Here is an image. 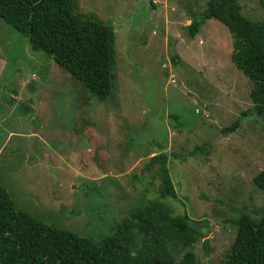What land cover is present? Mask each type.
I'll return each mask as SVG.
<instances>
[{
    "label": "rangeland",
    "instance_id": "1",
    "mask_svg": "<svg viewBox=\"0 0 264 264\" xmlns=\"http://www.w3.org/2000/svg\"><path fill=\"white\" fill-rule=\"evenodd\" d=\"M263 1L238 0L241 15L264 22ZM207 2L75 0V14L114 29V89L101 102L0 19V184L23 213L97 240L134 207L161 202L207 232L190 249L198 264L225 263L237 230L229 220L264 214L253 183L264 110H252L226 26L210 20L189 36V15ZM160 155L163 165L150 166ZM165 169L175 198L162 196ZM169 250L179 264L186 250Z\"/></svg>",
    "mask_w": 264,
    "mask_h": 264
},
{
    "label": "trees",
    "instance_id": "2",
    "mask_svg": "<svg viewBox=\"0 0 264 264\" xmlns=\"http://www.w3.org/2000/svg\"><path fill=\"white\" fill-rule=\"evenodd\" d=\"M151 4L157 3L151 0ZM74 8L75 0H0V19L27 42L29 51L51 57L88 97L111 100L114 29L93 14L82 18ZM240 9L238 0H208L203 12L189 13L188 34L194 37L210 20L226 26L232 38V61L251 83L252 110L260 115L264 110V22L243 17ZM239 125L238 119L221 134L232 133ZM194 150L205 152L202 147ZM157 158L163 165L164 155ZM162 182V196L175 198L166 169ZM253 183L264 193V169ZM229 222L237 230L224 264H264V214L260 220L242 214ZM205 233L188 215L171 217L163 203L147 202L134 207L110 235L94 240L31 219L0 184V264H175L169 249L177 243L186 250L179 264H198L190 249ZM137 242H143L142 247Z\"/></svg>",
    "mask_w": 264,
    "mask_h": 264
},
{
    "label": "water",
    "instance_id": "3",
    "mask_svg": "<svg viewBox=\"0 0 264 264\" xmlns=\"http://www.w3.org/2000/svg\"><path fill=\"white\" fill-rule=\"evenodd\" d=\"M157 163H158V158L153 157V158H151L149 165L152 166L153 164H157ZM204 235H205V237L207 236L206 233Z\"/></svg>",
    "mask_w": 264,
    "mask_h": 264
},
{
    "label": "built area",
    "instance_id": "4",
    "mask_svg": "<svg viewBox=\"0 0 264 264\" xmlns=\"http://www.w3.org/2000/svg\"><path fill=\"white\" fill-rule=\"evenodd\" d=\"M154 3H157V0H153Z\"/></svg>",
    "mask_w": 264,
    "mask_h": 264
}]
</instances>
